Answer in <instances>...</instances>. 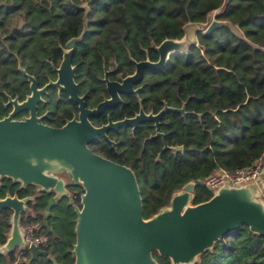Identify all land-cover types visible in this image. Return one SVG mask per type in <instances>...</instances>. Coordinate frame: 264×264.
Listing matches in <instances>:
<instances>
[{
  "label": "trees",
  "instance_id": "trees-1",
  "mask_svg": "<svg viewBox=\"0 0 264 264\" xmlns=\"http://www.w3.org/2000/svg\"><path fill=\"white\" fill-rule=\"evenodd\" d=\"M226 22L207 35L198 33L200 46L188 53H174L165 67L145 73L140 90L146 111L184 106L187 112L166 111L160 126L165 137L144 138L155 132L153 123L129 130L110 132L123 137L122 149L114 150L105 140L92 149L129 166L138 179L145 218L169 205L173 194L191 180H200L216 169L248 167L262 156L264 165V0H0V115L6 113L7 94L25 97L29 82L19 69L35 76L40 84L55 76L54 66L62 61L66 43L86 31L73 52L76 79L86 103L93 107L107 94L102 80L104 68L121 79L134 70L133 59L158 60L154 45L170 38L181 39L188 22L206 23L213 11ZM234 26L237 27L236 31ZM48 108L54 125H62L77 112V105L62 93L58 102L50 89ZM138 98L108 112L112 118L132 116ZM107 115L94 117L101 124ZM185 146L186 151L162 150ZM29 200L31 213H22L21 223H39L37 234L47 236L49 255L31 263L27 248L0 256V264H73L77 209L84 189L73 185V204L58 200L47 217L43 210L50 194L36 186L20 187L4 178L0 195L6 190ZM213 194L203 183L194 187L193 203ZM11 210L0 211V245L10 236ZM160 264H172L157 251ZM194 264H264V235L242 225L218 239Z\"/></svg>",
  "mask_w": 264,
  "mask_h": 264
},
{
  "label": "water",
  "instance_id": "water-1",
  "mask_svg": "<svg viewBox=\"0 0 264 264\" xmlns=\"http://www.w3.org/2000/svg\"><path fill=\"white\" fill-rule=\"evenodd\" d=\"M216 11V10H215ZM206 23L188 22L181 39L170 38L154 45L159 59L135 61L136 69L122 81L110 80L105 73L107 92L110 98L100 101L95 107L86 106L85 96L79 94L75 79L76 64L73 52L85 34L73 36L66 43L62 61L54 69L57 79L39 86L37 78L20 70L31 82V93L25 100L9 98L14 106L12 112L0 118V176L12 177L22 185L33 184L43 191L57 195L48 201L44 210L49 216L52 205L67 194L64 172L72 184L79 183L83 189L81 207L77 209L76 242L73 245V264H160L154 253L169 258L172 264H194L201 254L211 249L221 237L230 235L242 225L264 235V166L256 180L231 185L224 182L215 188L207 200L193 203L194 187L200 180H191L176 191L169 203L157 213L145 218L143 198L136 173L127 165L111 160L90 148L100 136L109 139L106 131L121 126H137L141 122L154 121L156 134L166 111L187 114L185 107L164 105L158 112L146 114L141 108L132 118L96 126L90 118L122 101L121 93L137 92L135 83L143 79L145 69L154 71L165 67L174 53L185 54L200 46L197 34L207 35L224 25L214 13ZM195 29L189 30V25ZM56 86L65 91L70 100L78 103V116L61 126H51L37 115V105L48 88ZM29 110L25 118L16 113ZM186 151L185 146L164 145L163 150ZM72 202V198L70 199ZM27 199L17 195L0 198V211H12L8 240L0 245V256L24 245L20 226ZM48 225V220H44ZM31 263L39 255L49 251L32 244L29 247ZM56 264V263H55Z\"/></svg>",
  "mask_w": 264,
  "mask_h": 264
},
{
  "label": "flooded vegetation",
  "instance_id": "flooded-vegetation-1",
  "mask_svg": "<svg viewBox=\"0 0 264 264\" xmlns=\"http://www.w3.org/2000/svg\"><path fill=\"white\" fill-rule=\"evenodd\" d=\"M83 38V37H82ZM82 38H81V40H82ZM80 40V41H81ZM79 43V42H78ZM77 43V44H78ZM76 47V46H75ZM75 49V48H74ZM64 50H66V45H65V48H64ZM63 56V55H62ZM73 56V55H72ZM148 58H146V59H144V60H147ZM135 61H141V60H136V59H133V62H134V70L131 72V74L135 71V69H136V66H135ZM61 63V62H60ZM73 63H74V61H73ZM74 64H76V63H74ZM59 66V65H58ZM55 67V66H54ZM20 69V68H19ZM76 69H77V64H76ZM116 69V67H111L110 69H108V68H104V71H103V78H102V80H103V82L105 83V89H106V96L102 99V100H104V99H106V98H110V96H109V94H108V92H107V87H106V81H105V73L106 72H108V74H107V76H108V78L110 79V80H119V81H122L125 77H127L128 75H131V74H127L126 76H124V77H122L121 79H115V78H112L111 79V77L109 76L110 74H111V72H113L114 70ZM149 69H145V71H144V73H143V79L139 82V83H135L134 84V88H137V92L136 93H132L131 92V94H123V93H121L120 95H121V97H122V101H120V102H118L116 105H114V106H112L111 108H107V109H105L104 111H102L98 116H93V117H91L90 118V120H91V122L93 123V125L95 124L96 126H101V125H104V124H107L108 123V121H109V117L112 119V120H114V121H117V120H122V119H125V118H132L133 116H135L139 111H140V109L142 108L143 110H144V112L146 113V114H148V113H150V111H146L145 109H144V107H143V105H142V97L139 95V92H140V90L143 88V86L145 85V82H144V80H145V73L148 71ZM152 70V69H151ZM54 71H55V69H54ZM154 71V70H153ZM159 71V70H158ZM22 72V71H21ZM23 73V72H22ZM24 74V73H23ZM29 74V73H28ZM31 75V74H30ZM25 76V75H24ZM33 76V75H32ZM75 76H76V71H75ZM74 76V77H75ZM26 77V76H25ZM33 77H35V76H33ZM57 77V73H56V71H55V76H54V79L53 78H49V80L46 82V83H48L49 81H54L55 79H57L56 78ZM36 78V77H35ZM26 79H27V77H26ZM75 79H76V77H75ZM28 80V79H27ZM38 80V79H37ZM76 81L78 82V84H79V86H80V82L76 79ZM28 82H29V89H30V84H31V82L28 80ZM38 82H39V80H38ZM46 83H44V84H40V82H39V86L41 87V86H43V85H45ZM53 88H55V92H56V98L54 99L56 102H58L59 101V99H61V97H59L62 93H64V94H66L67 95V97H68V94H67V92H65V91H59L58 90V88L56 87V86H54V87H50V88H48V90H47V92L46 93H44L43 95H42V97L44 98L43 99V101H41V102H39L38 103V105H37V115H39V116H43L44 118H43V121L45 122V123H47V124H49V125H51V126H61V125H54V124H52V121H53V111L52 110H50L49 108H48V104L50 103V101L48 100V96H50L51 95V90L50 89H53ZM31 93V89H30V92L25 96V97H23V98H19L18 96H16L17 98H18V100L19 101H23V100H25L26 99V97L29 95ZM50 94V95H49ZM79 94L80 95H84L85 96V101H86V98H87V96H86V93H80V89H79ZM7 96V100L6 101H4L3 102V104H4V108L6 109V113L4 114V115H0V118L1 117H4V116H6V115H8L10 112H12L13 111V109H14V106L12 105V104H10L9 103V98L8 97H11V98H13V99H15L16 97H12L11 95H9V94H7L6 95ZM131 96H134V97H136V98H138V101H139V108H138V110H136V111H134V113L132 114V116H124V117H122V118H119V119H114V118H112V115H110V113L108 112L110 109H112L113 107H118V106H120V105H123L124 103H126L127 102V100L131 97ZM69 98V100H70V97H68ZM102 100H100V101H102ZM72 103H75L76 105H77V112L76 113H74V115H73V117H71V118H69V119H67L66 121H65V123L67 122V121H69V120H72V119H74V117H79L78 116V112H79V108H78V103L77 102H73L72 100H70ZM99 101V102H100ZM99 102H97L95 105H93V107H95ZM86 106L87 107H89V108H93V107H90V106H88L87 105V103H86ZM181 107V106H180ZM162 109V108H161ZM153 112V111H152ZM158 112V111H157ZM154 113H156V112H154ZM101 114H105V115H107V121L106 122H103V123H101V124H98V123H95V122H93V118L94 117H99V116H101ZM182 114V113H181ZM29 115V110H21V111H19V112H17L16 113V116L15 117H17V118H25L26 116H28ZM184 115V114H183ZM163 118V117H162ZM151 122L153 123V125H154V127H155V132L154 133H150V135H148V136H146L145 138H144V143L147 141V140H152V135H154V134H156V126H155V122L154 121H146V122H141V123H139L137 126H121V127H117V128H113V129H109V130H107L106 131V134H108V137H109V139H106L105 137H103V136H100L98 139H96L93 143H91L90 144V148L92 149V147H91V145H93L94 143H96V142H98V141H100V140H105L108 144H110V146H111V148L112 149H114V150H120V149H122V147H121V145H122V143H123V137H122V135L121 134H119V136H117V138L116 137H111V134H109L110 132H113V131H121V130H129L130 131V133L132 134V133H134L141 125H143V124H145V123H150V125H151ZM65 123H63V124H65ZM161 123H162V119H161ZM62 124V125H63ZM160 126H161V124H160ZM119 131V132H120ZM159 131H160V128H159ZM160 132H162V131H160ZM163 133V132H162ZM165 134V133H164ZM166 135V134H165ZM165 135L164 136H162L163 138L165 137ZM159 136H161V135H159ZM153 137H155V136H153ZM166 143L164 142V145H165ZM163 148H164V146H163ZM93 150V149H92ZM163 150V149H162ZM170 150V149H169ZM93 151H95V150H93ZM171 151V150H170ZM179 151H182V150H179ZM95 152H97V153H99V154H101L100 152H98V151H95ZM178 152V151H177ZM101 155H103V156H105V157H107L106 155H104V154H101ZM107 158H109V157H107ZM109 159H111V158H109ZM112 160V159H111ZM114 161V160H113ZM61 176H63L64 177V179L66 180L65 181V187H66V190H67V194H65L64 196H62V197H59V199H57L56 201H55V203L58 201V200H60V199H63V198H67L68 200H69V203L70 204H73L74 203V200H75V196H74V193L72 192V187H73V185H76V184H79V183H76V184H72L71 182H70V178L67 176V174H65L64 172H61V173H59ZM5 177H8L12 182H19V186L20 187H27L28 185H31V184H27V185H22V183H21V181H15L12 177H9V176H4V177H2V176H0V188L2 187V185L4 184V178ZM193 181H195V180H193ZM202 182L200 181V184H201ZM33 185V184H32ZM198 185V184H197ZM34 186H36V185H34ZM196 186V185H195ZM182 189V188H181ZM180 189V190H181ZM179 190V191H180ZM194 190V189H193ZM40 191H43V190H41V189H39L38 188V185L36 186V191H35V194H38ZM43 192H47L48 194H50L51 195V197L49 198V200L50 199H52V198H55L56 197V193L55 192H53V191H43ZM193 194H194V192H193ZM14 195H16L15 193L14 194H11L10 193V191L7 189L6 190V192H5V194L4 195H0V198H4V197H6V196H14ZM17 196H19V195H17ZM19 197H21V196H19ZM21 198H26L27 199V207H26V210L23 212V213H31V209H30V207H29V200L30 199H34L35 198V196L34 195H29V196H24V197H21ZM72 198V202L70 201V199ZM48 200V201H49ZM48 203V202H47ZM55 203L52 205V207L55 205ZM47 206V205H46ZM46 206H45V208H46ZM52 207H51V209H52ZM45 208H44V210H45ZM44 210H43V213H44ZM50 212H51V210H50ZM49 212V213H50ZM11 214H12V211H11ZM45 214V213H44ZM51 214V213H50ZM49 214V215H50ZM46 216V215H45ZM47 217L48 216H46V219H47ZM11 218H12V216H11ZM45 219V220H46ZM43 224H44V221H43ZM24 225V223H21L20 222V226H23ZM46 226H49V224L48 225H46ZM11 229V228H10ZM40 247V246H39ZM20 248H27V249H29V247H17V248H15V249H20ZM41 248H44V247H41ZM15 249H13V250H15ZM45 249V248H44ZM12 250V251H13ZM11 252V251H10ZM20 259V257H18V259L16 260V261H18ZM29 260V259H28ZM13 263V262H12ZM11 263V264H12ZM17 264V263H16Z\"/></svg>",
  "mask_w": 264,
  "mask_h": 264
},
{
  "label": "built area",
  "instance_id": "built-area-1",
  "mask_svg": "<svg viewBox=\"0 0 264 264\" xmlns=\"http://www.w3.org/2000/svg\"><path fill=\"white\" fill-rule=\"evenodd\" d=\"M212 18L214 16V11L212 12ZM262 156L259 157L254 163L248 167L236 168L232 170H227L225 168L216 169L214 172L210 173L202 181L205 188L214 191L216 187L224 182H228L231 185L239 183H247L249 181L256 180L262 171L263 167ZM39 223H27L21 226L23 233L24 245L22 247H30L32 244H36L38 247H45L47 245L48 238L45 234H37L35 230L38 228ZM14 261L12 264H16Z\"/></svg>",
  "mask_w": 264,
  "mask_h": 264
},
{
  "label": "crops",
  "instance_id": "crops-1",
  "mask_svg": "<svg viewBox=\"0 0 264 264\" xmlns=\"http://www.w3.org/2000/svg\"><path fill=\"white\" fill-rule=\"evenodd\" d=\"M215 12H217V10L214 11V13H215ZM188 29H189V30H193V29H195V25H191V24H190V25L188 26Z\"/></svg>",
  "mask_w": 264,
  "mask_h": 264
},
{
  "label": "rangeland",
  "instance_id": "rangeland-1",
  "mask_svg": "<svg viewBox=\"0 0 264 264\" xmlns=\"http://www.w3.org/2000/svg\"><path fill=\"white\" fill-rule=\"evenodd\" d=\"M211 15H212V14H211ZM211 18H212V17H211ZM236 28H237V27L234 26V29H236ZM236 31H239V30L236 29ZM198 39H199V38H198ZM198 47H199V46H198ZM262 197H263V200H264V194L262 195Z\"/></svg>",
  "mask_w": 264,
  "mask_h": 264
}]
</instances>
